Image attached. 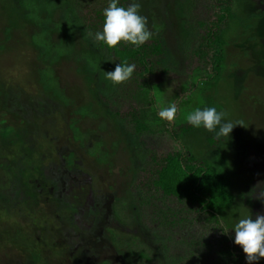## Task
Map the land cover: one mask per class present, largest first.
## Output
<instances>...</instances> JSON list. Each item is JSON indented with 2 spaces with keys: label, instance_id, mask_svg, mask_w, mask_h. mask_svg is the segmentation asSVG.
Wrapping results in <instances>:
<instances>
[{
  "label": "rangeland",
  "instance_id": "374dc122",
  "mask_svg": "<svg viewBox=\"0 0 264 264\" xmlns=\"http://www.w3.org/2000/svg\"><path fill=\"white\" fill-rule=\"evenodd\" d=\"M180 1L139 2V14L147 17L152 37H163L173 70L162 76L161 68L154 65L158 58H152V73L143 79L156 86L137 93L136 84L143 79L135 68L134 80L120 85L121 95L111 108L130 131V115L139 118L148 113L157 118L171 104L178 111L171 124L164 121L166 130L190 125L188 114L206 107L227 113L223 122H242L213 150L206 144V130L195 131L187 139L179 136L176 141L165 133L152 139L140 137L157 157L183 149L195 158L210 157L212 150L210 162L222 160L219 168L230 181L235 202L222 213L219 226L205 223L204 215L195 214L194 208L184 214L193 222L194 231L210 229L206 237L211 245L221 235L228 236L237 255L243 250L234 243V225L240 218L264 214V59L260 57L264 37L255 31L262 25L264 33V0L235 1L223 62L216 74L210 70V50L201 47L209 27L197 25L215 21L216 9L207 0H190L182 28L177 14ZM16 3L0 0V129L11 126L12 135L18 138L0 137V264H143L131 254L137 249L155 251L144 231L157 230L158 210L174 212L175 204L139 184L146 178L143 170L132 182L130 149L119 127L91 95L92 75L78 73L88 63L78 31L73 29L67 38L56 26L62 25L60 13L51 17L42 39L59 49L64 45L65 52L62 59L48 64L37 50V23L44 15H34L30 8L27 13ZM101 3L98 9L107 1ZM93 9L95 3L87 4V14ZM253 12L255 17H248ZM187 36L192 47L200 45L205 59L190 55L191 47L182 48ZM45 71L50 72L54 92L43 89L40 77ZM82 107L87 112L76 113ZM21 144L37 161L39 181L32 182L33 190L27 193L15 169ZM214 258L207 260L211 263ZM257 262L264 264V259Z\"/></svg>",
  "mask_w": 264,
  "mask_h": 264
},
{
  "label": "trees",
  "instance_id": "16d2710c",
  "mask_svg": "<svg viewBox=\"0 0 264 264\" xmlns=\"http://www.w3.org/2000/svg\"><path fill=\"white\" fill-rule=\"evenodd\" d=\"M17 7L30 13L32 10L34 15H44V18L37 23L39 30V39H37V50L39 55L47 61L48 64L56 63L59 58H63L65 47L59 49V46L52 47L42 39L45 35V28L50 22L51 17L55 16L57 12L60 13L62 25L60 29L69 38L72 30L78 31L81 40L84 43L86 54L85 69H80L78 73L91 74L92 89L90 91L94 99L98 100V105L103 107L105 114L111 118V120L119 127L122 136L124 137L127 147L130 149L132 155L133 164V177L132 182L136 178V173L143 170L146 173V178L141 180V184L144 188L150 187L154 191L160 193L162 199L168 200L175 204L174 212L167 210L161 212L158 210L156 216L159 224H156L157 230L150 232L144 231V236L149 239V245L155 250L146 253L142 249H137L131 256L137 260L143 262V264H237L247 263L245 253L241 252L236 254L230 246V238L226 235H221L219 240L209 243V239L206 237V232L210 229L205 228V232L195 230L193 222L187 219L186 211L195 209V214H202L203 220L206 223H212L215 226H219L222 213L227 209H230L235 202L234 196L231 194V184L224 174L223 170L219 167L218 163L210 162V157H213L211 151L219 148L223 145V137L216 138V132L219 131L217 127L215 132H207L208 136L205 141L207 146L211 147L210 157L202 156L195 158L182 150L168 151L162 157L152 155L146 147L144 139L157 138L162 133L168 134L172 140L176 141L177 137L188 138L195 131L203 130V126L195 128L192 125L179 126L176 130L163 129L164 121L159 118L148 117V113L145 115L140 114V117L134 118L130 115V124L132 130L127 129L125 121L120 119V116L111 107L114 102L120 97V85L114 86L110 81L105 78V73L112 72L119 63L127 62L128 64H135L136 68H139L137 75L143 79L148 77L152 73L150 66L151 59H157L155 66L161 68L160 74L162 76L167 75L173 69L172 57H170L166 48L165 42L161 35L156 38L151 37L148 44H144L137 48L136 46L121 43L115 49H108L102 42H97L94 37L95 33L102 31L104 16L103 11L109 5L110 0H106L107 3L103 8L101 2L104 0H16ZM144 0H119L118 6L127 7L133 2L141 3ZM212 3V9H216L215 21L210 23L199 22L198 26L202 27L207 25L208 31L205 33L202 49L211 52L209 56V62L211 64V73H215L219 70L221 63L223 62L222 51L225 44V36L227 35L229 21L233 20L232 13L235 11L236 0H207ZM95 3L96 9L90 10V14H87V4ZM179 11L177 12L178 18L181 20V27H184L185 16L188 14V9L191 5L190 0H181L177 3ZM25 7L27 9L25 10ZM94 7V6H93ZM92 7V8H93ZM30 8V9H29ZM91 8V9H92ZM256 12L249 13L248 17L253 16ZM28 18H33L29 14L25 15ZM92 16L95 20H92ZM255 16H253L254 18ZM223 24L226 29L223 28ZM157 27H153L155 30ZM157 30V29H156ZM255 31L259 33V37H264L262 25L256 26ZM191 39L187 36L183 40V46L185 49H189V54L193 57H199L201 60L206 58L205 53L200 50V45L197 44L192 47ZM262 52V49L261 51ZM62 56V57H61ZM261 59H264V53L260 55ZM91 60V62H89ZM134 80V73L130 80ZM41 82L44 84L43 89L45 91L54 92V83L50 78V72H42L40 77ZM139 80V79H138ZM137 93L142 90H150L156 85H151L144 81L137 82ZM128 94V93H126ZM135 93L130 94V98H134ZM58 101L65 103L63 97L58 96ZM122 97V96H121ZM56 98V97H55ZM87 107H82L76 111V113L87 112ZM151 114V113H150ZM152 115V114H151ZM156 121H159L160 124ZM3 124V121L0 123ZM73 136L76 135V130L71 127ZM12 127L0 129V137L9 136L14 137L12 134ZM141 135L145 136L141 139ZM16 137V136H15ZM14 137V141L18 138ZM13 141V142H14ZM17 142V141H16ZM12 144V143H11ZM17 144V143H16ZM19 144V142H18ZM21 144L22 153L18 152V162L16 166L17 179L22 187L27 191L33 190L34 185L32 182H36V166L37 161L34 156L25 153ZM184 148V147H183ZM182 149V148H181ZM218 151V149L216 150ZM138 163L140 166H138ZM217 164V165H216ZM9 169V167H7ZM36 180V181H35ZM39 181V180H38ZM191 212V211H190ZM185 216L182 218V216ZM164 229V231H159ZM166 232V231H168ZM219 230L224 231L222 227ZM159 231V234H157ZM201 236V237H200ZM147 246L144 245V249ZM203 250V252H202ZM235 253V254H234ZM215 257L212 262L207 260L209 257ZM258 262H256L257 264Z\"/></svg>",
  "mask_w": 264,
  "mask_h": 264
},
{
  "label": "clouds",
  "instance_id": "9594fccd",
  "mask_svg": "<svg viewBox=\"0 0 264 264\" xmlns=\"http://www.w3.org/2000/svg\"><path fill=\"white\" fill-rule=\"evenodd\" d=\"M119 0H110L104 9V23L102 31L95 33L94 39L102 42L108 49H115L122 42L136 46L144 45L152 37L148 29L147 17L139 14L140 4L133 2L127 7L118 6ZM135 64L126 61L116 65L115 70L105 73V78L114 86L128 81L135 70ZM177 106L171 104L159 111V118L171 124L177 115ZM227 113L218 112L215 107L196 109L187 116V121L195 128H203L208 132H216V138L229 137L233 129L242 122H223ZM235 233L234 243L240 246L246 255L247 264H256L264 259V214L243 217L238 220L232 230Z\"/></svg>",
  "mask_w": 264,
  "mask_h": 264
}]
</instances>
